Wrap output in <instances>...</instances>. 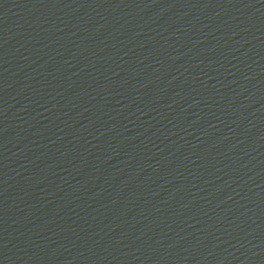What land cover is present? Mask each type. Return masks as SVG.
Masks as SVG:
<instances>
[{
	"label": "water",
	"instance_id": "obj_1",
	"mask_svg": "<svg viewBox=\"0 0 264 264\" xmlns=\"http://www.w3.org/2000/svg\"><path fill=\"white\" fill-rule=\"evenodd\" d=\"M206 264H264V195Z\"/></svg>",
	"mask_w": 264,
	"mask_h": 264
}]
</instances>
